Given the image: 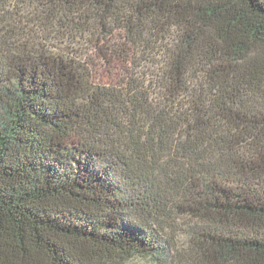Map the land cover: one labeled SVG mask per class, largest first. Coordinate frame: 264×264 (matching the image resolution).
I'll return each instance as SVG.
<instances>
[{"label": "trees", "instance_id": "trees-1", "mask_svg": "<svg viewBox=\"0 0 264 264\" xmlns=\"http://www.w3.org/2000/svg\"><path fill=\"white\" fill-rule=\"evenodd\" d=\"M13 6L42 25L0 44V264L161 261L173 213L197 264H264V0Z\"/></svg>", "mask_w": 264, "mask_h": 264}, {"label": "rangeland", "instance_id": "rangeland-1", "mask_svg": "<svg viewBox=\"0 0 264 264\" xmlns=\"http://www.w3.org/2000/svg\"><path fill=\"white\" fill-rule=\"evenodd\" d=\"M20 6H13L9 8V12L3 10L0 12V44L3 40L9 39V42H19L20 36L30 37L31 34L41 32L40 25L41 22L36 20V15L31 13L28 17H21L18 13L27 14L31 11L32 7L24 5L21 11L17 8ZM29 8V10L27 9ZM34 11V9H32ZM23 30H27L22 33ZM37 31V32H36ZM50 42H52L50 40ZM78 51L80 52L84 46H86L84 41L75 43ZM87 51V57H89V50ZM86 59V55L83 57ZM89 62V59H88ZM97 75L100 80L111 79L116 77L121 70V66H115L114 62L104 61L102 58L97 59ZM193 223V220L188 215H177L173 213L172 218H170L168 225L164 228L163 237L168 241L170 250L168 257L164 260L158 261L150 255L140 254L132 256L125 264H197V258L193 254V249L189 242L188 233L189 229L187 227Z\"/></svg>", "mask_w": 264, "mask_h": 264}]
</instances>
